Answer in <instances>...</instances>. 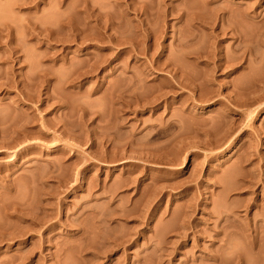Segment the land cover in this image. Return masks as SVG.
Segmentation results:
<instances>
[{
    "label": "rangeland",
    "instance_id": "obj_1",
    "mask_svg": "<svg viewBox=\"0 0 264 264\" xmlns=\"http://www.w3.org/2000/svg\"><path fill=\"white\" fill-rule=\"evenodd\" d=\"M0 264H264V0H0Z\"/></svg>",
    "mask_w": 264,
    "mask_h": 264
},
{
    "label": "bare ground",
    "instance_id": "obj_2",
    "mask_svg": "<svg viewBox=\"0 0 264 264\" xmlns=\"http://www.w3.org/2000/svg\"><path fill=\"white\" fill-rule=\"evenodd\" d=\"M121 241V240H120ZM122 243H124L123 241H121ZM120 243V242H119ZM117 246H118V243H117Z\"/></svg>",
    "mask_w": 264,
    "mask_h": 264
}]
</instances>
